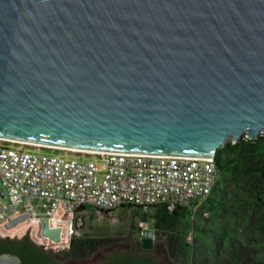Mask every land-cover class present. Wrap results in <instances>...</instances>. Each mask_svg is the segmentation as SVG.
<instances>
[{"label":"water","instance_id":"95a60500","mask_svg":"<svg viewBox=\"0 0 264 264\" xmlns=\"http://www.w3.org/2000/svg\"><path fill=\"white\" fill-rule=\"evenodd\" d=\"M261 132L264 0H0V138L213 157Z\"/></svg>","mask_w":264,"mask_h":264},{"label":"built area","instance_id":"2783aa9c","mask_svg":"<svg viewBox=\"0 0 264 264\" xmlns=\"http://www.w3.org/2000/svg\"><path fill=\"white\" fill-rule=\"evenodd\" d=\"M50 148L75 150L94 158L34 153L22 146L14 148L0 143L1 236H31L33 222L43 218L47 222L60 221L63 213L68 212V245L89 208L147 207L157 203L172 208L176 203L202 200L217 178L210 156ZM21 214L25 217L11 226L5 225Z\"/></svg>","mask_w":264,"mask_h":264},{"label":"trees","instance_id":"16d2710c","mask_svg":"<svg viewBox=\"0 0 264 264\" xmlns=\"http://www.w3.org/2000/svg\"><path fill=\"white\" fill-rule=\"evenodd\" d=\"M213 162L217 178L200 201L176 203L172 208L164 203L121 207L141 212L143 220L153 228V239L163 240L172 262L264 264V132L257 138L242 135L235 142L225 141L216 148ZM145 208L152 211L148 213ZM109 240L95 235H72L62 255L53 257L28 234L0 235V252L17 254L23 264H59L87 257ZM153 247L154 243L152 247H143L139 240L129 248L106 252L97 262L161 264L154 258Z\"/></svg>","mask_w":264,"mask_h":264},{"label":"rangeland","instance_id":"374dc122","mask_svg":"<svg viewBox=\"0 0 264 264\" xmlns=\"http://www.w3.org/2000/svg\"><path fill=\"white\" fill-rule=\"evenodd\" d=\"M228 140L230 139L226 141ZM0 143L14 148L22 146L24 150L34 153H46L81 159L94 158L92 155L77 153L75 150L45 148L43 146L19 144L2 140H0ZM145 211L150 213L152 208H145ZM62 217L60 221H48L47 224L41 220L33 222L30 229L33 239L46 247H51L54 250L62 252L67 247L66 242L69 237V213L64 212ZM142 217L141 212H138L133 207H119L110 211H100L95 208L87 209L84 212V221L81 228L76 230L73 235H95L107 237L110 240L107 244L100 247L99 250L87 257L67 261L73 264H94L108 251L117 248H129L132 242L139 243L141 229L145 226L150 227L149 222H145ZM153 243L152 253L155 260L161 264H178L170 260L161 238L153 239Z\"/></svg>","mask_w":264,"mask_h":264},{"label":"flooded vegetation","instance_id":"af4514ba","mask_svg":"<svg viewBox=\"0 0 264 264\" xmlns=\"http://www.w3.org/2000/svg\"><path fill=\"white\" fill-rule=\"evenodd\" d=\"M46 250L50 252V254L53 255V257H60L62 255V252H60V250H54L51 247H46ZM103 256V255H102ZM101 256V257H102ZM99 260V259H98ZM59 264H73V263H69V262H59ZM94 264H98V262L96 261Z\"/></svg>","mask_w":264,"mask_h":264},{"label":"bare ground","instance_id":"6f19581e","mask_svg":"<svg viewBox=\"0 0 264 264\" xmlns=\"http://www.w3.org/2000/svg\"><path fill=\"white\" fill-rule=\"evenodd\" d=\"M67 148H69V149H76V148H72V147H67ZM78 150H80V149H78ZM82 150H84V149H82Z\"/></svg>","mask_w":264,"mask_h":264}]
</instances>
